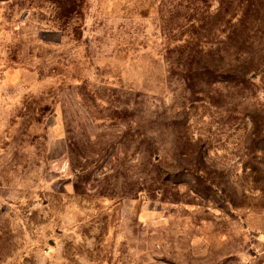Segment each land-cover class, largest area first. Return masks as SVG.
Returning a JSON list of instances; mask_svg holds the SVG:
<instances>
[{
  "label": "rangeland",
  "instance_id": "374dc122",
  "mask_svg": "<svg viewBox=\"0 0 264 264\" xmlns=\"http://www.w3.org/2000/svg\"><path fill=\"white\" fill-rule=\"evenodd\" d=\"M0 264H264V0H0Z\"/></svg>",
  "mask_w": 264,
  "mask_h": 264
}]
</instances>
